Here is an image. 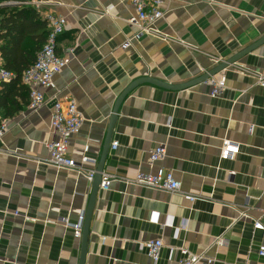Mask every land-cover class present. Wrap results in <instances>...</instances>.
<instances>
[{
  "label": "crops",
  "instance_id": "obj_1",
  "mask_svg": "<svg viewBox=\"0 0 264 264\" xmlns=\"http://www.w3.org/2000/svg\"><path fill=\"white\" fill-rule=\"evenodd\" d=\"M47 11L67 19L57 52L69 63L53 86L41 88L44 105L29 108L24 82L0 86V123H8L0 139V264H80L82 238L70 224L86 212L92 183L49 163L56 100L76 99L85 117L68 155L80 161L88 145L99 162L116 99L130 82L190 81L264 35V0H173L155 32L128 47L138 31L128 22L132 0H50L37 10L43 20ZM260 73L264 44L216 74L227 83L220 96L205 82L181 90L145 83L126 96L112 135L118 147H110L104 170L113 181L99 188L85 264H175L182 254L171 247L213 257V264H264V230L254 227L264 208ZM224 140L237 147L228 158ZM158 144L167 154L151 163ZM161 167L174 172L179 191L132 183L138 172ZM155 239L164 243L156 263L142 246Z\"/></svg>",
  "mask_w": 264,
  "mask_h": 264
},
{
  "label": "built area",
  "instance_id": "obj_2",
  "mask_svg": "<svg viewBox=\"0 0 264 264\" xmlns=\"http://www.w3.org/2000/svg\"><path fill=\"white\" fill-rule=\"evenodd\" d=\"M173 0H132L135 13L129 17L128 22L136 26L138 31L133 38H129L123 44V47L131 45L133 39H140L144 34L155 32V24L162 19L166 13L165 7H168ZM212 2L213 0H208ZM6 2H0V5ZM50 0H29L28 4L36 10H41L42 6L49 4ZM48 23L49 32L46 42L38 53L36 62L26 69L23 73V82L30 88L29 108L38 110L45 103L44 93L41 88L51 87L54 85V77L62 71L69 63V58L62 57L57 52L59 36L68 28V22L65 16L47 11L44 15ZM1 45V40H0ZM14 73L5 66L0 50V86L4 82H9L14 78ZM258 82L264 86V73L257 76ZM205 83L210 87V95L213 97L220 96L227 87L226 78L217 75L208 78ZM85 121L83 113L78 107L76 99L56 100L53 106L51 126L58 133V139L48 143V149L51 156L49 163L57 168L76 169L85 174L89 182L92 183L97 172L98 160L88 155L89 146H85V154L80 161L75 160L68 155V147L71 136L77 134ZM8 123H0V139L6 134ZM118 142L112 141L111 148L117 149ZM237 147L231 144L230 140H224L221 148V155L225 158L231 157ZM167 148L164 144L156 145L150 151V162L155 163L165 158ZM113 181V176L103 172L99 188L109 190ZM132 183L177 192L181 189V182L175 177L172 170L159 168L156 172H138L131 180ZM187 198L194 200L195 197L188 195ZM19 214L18 211H16ZM86 212H82L77 222L70 224L73 228L74 235L82 238ZM255 229L264 230V208L261 215L254 219ZM142 246L146 248L148 254L156 263L159 260L160 253L164 247L162 239L148 240L143 242ZM179 250L182 257L175 264H213L215 258L192 252L186 247H171L172 254ZM259 255L264 257V244L259 247Z\"/></svg>",
  "mask_w": 264,
  "mask_h": 264
},
{
  "label": "trees",
  "instance_id": "obj_3",
  "mask_svg": "<svg viewBox=\"0 0 264 264\" xmlns=\"http://www.w3.org/2000/svg\"><path fill=\"white\" fill-rule=\"evenodd\" d=\"M28 1L0 0L11 3L0 5V50L6 68L15 75L10 82L19 84L24 71L36 62L49 32L47 21Z\"/></svg>",
  "mask_w": 264,
  "mask_h": 264
},
{
  "label": "water",
  "instance_id": "obj_4",
  "mask_svg": "<svg viewBox=\"0 0 264 264\" xmlns=\"http://www.w3.org/2000/svg\"><path fill=\"white\" fill-rule=\"evenodd\" d=\"M262 44H264V35L259 40H257L255 43H253L252 45L241 50L240 52L236 53L232 57H230L226 60H222L220 62V64H218L217 66H215L211 70L205 72L201 76H199L195 79H192L190 81H187V82H184L181 84H170L168 82H165L163 80H160V79H157L154 77L143 76V77L137 78V79L133 80L132 82H130V84L119 94L118 98L116 99V102H115V105L113 108V112H112V115H111V118L109 121L102 155H101L100 160H99L98 165H97V172H96L95 177L92 181L91 194H90L88 207L86 210V216H85V222H84V228H83V234H82V249H81L80 264H85L86 255H87V240L89 237L91 218L93 216V211L95 208V204H96V200H97V196H98V192H99V186H100V183L102 180V174L105 170V164H106V161H107L108 156H109L114 126H115V123L117 122V119H118L120 107H121L124 99L126 98V96L129 93H131L135 88H137L140 85L145 84V83L153 84V85H156V86H159L162 88H166V89H171V90H181V89H185L187 87H191L193 85L205 82L208 78L218 74L219 72H221L222 70L227 68L229 65L234 64L235 62L240 60L243 56L252 52L253 50H255L257 47L261 46Z\"/></svg>",
  "mask_w": 264,
  "mask_h": 264
}]
</instances>
